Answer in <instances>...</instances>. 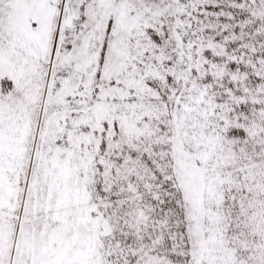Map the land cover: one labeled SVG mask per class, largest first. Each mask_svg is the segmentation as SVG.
<instances>
[{
	"label": "snow or ice",
	"instance_id": "obj_1",
	"mask_svg": "<svg viewBox=\"0 0 264 264\" xmlns=\"http://www.w3.org/2000/svg\"><path fill=\"white\" fill-rule=\"evenodd\" d=\"M0 264H264V0H0Z\"/></svg>",
	"mask_w": 264,
	"mask_h": 264
}]
</instances>
